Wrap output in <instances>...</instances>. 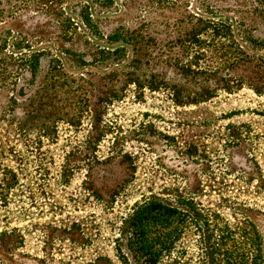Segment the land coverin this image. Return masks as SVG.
Instances as JSON below:
<instances>
[{
	"label": "rangeland",
	"instance_id": "374dc122",
	"mask_svg": "<svg viewBox=\"0 0 264 264\" xmlns=\"http://www.w3.org/2000/svg\"><path fill=\"white\" fill-rule=\"evenodd\" d=\"M150 200L264 263V0H0V264H137Z\"/></svg>",
	"mask_w": 264,
	"mask_h": 264
},
{
	"label": "trees",
	"instance_id": "16d2710c",
	"mask_svg": "<svg viewBox=\"0 0 264 264\" xmlns=\"http://www.w3.org/2000/svg\"><path fill=\"white\" fill-rule=\"evenodd\" d=\"M113 44L114 52L124 49L129 42L128 31L117 29L108 36ZM251 61V57L245 59ZM188 213L179 207L170 206L158 200L143 203L131 216L129 226L131 235L128 247L137 264H155L165 250H168L178 238L188 220ZM235 258V256H234ZM232 253H227L226 264H235ZM252 262L243 255L239 264H264Z\"/></svg>",
	"mask_w": 264,
	"mask_h": 264
}]
</instances>
